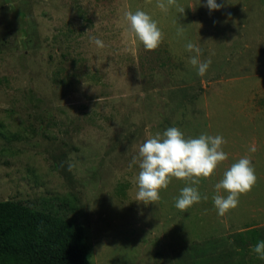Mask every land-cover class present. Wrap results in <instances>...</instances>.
Listing matches in <instances>:
<instances>
[{"label": "rangeland", "instance_id": "rangeland-1", "mask_svg": "<svg viewBox=\"0 0 264 264\" xmlns=\"http://www.w3.org/2000/svg\"><path fill=\"white\" fill-rule=\"evenodd\" d=\"M177 3L183 14L157 0H0V200L66 201L92 264H264L240 235L264 236V0ZM137 9L163 32L154 51L124 18ZM188 42L212 61L204 76ZM173 126L227 141L228 159L197 186L208 199L187 211L176 178L155 204L136 200L133 157ZM245 156L257 182L220 216L215 185Z\"/></svg>", "mask_w": 264, "mask_h": 264}, {"label": "clouds", "instance_id": "clouds-1", "mask_svg": "<svg viewBox=\"0 0 264 264\" xmlns=\"http://www.w3.org/2000/svg\"><path fill=\"white\" fill-rule=\"evenodd\" d=\"M156 6L168 12L175 6L180 14L185 7L180 6L177 0H157ZM206 6L211 10H219L223 4L217 0H207ZM124 18L129 24V30L149 51L156 50L163 41V32L157 22L145 11L137 9L135 12L126 11ZM184 29H177V35L183 36ZM91 41L98 47L105 45L97 37H91ZM186 51L194 53L189 58V63L197 68V74L204 76L210 67L211 59L201 61V49L194 43L185 45ZM227 141L221 136L201 134L198 137H186L178 127H169L163 133L157 132L150 136L139 147L138 156H134L132 163L139 165L137 176L138 192L136 200L145 204L160 200V190L167 189L172 178L186 182L175 200V207L180 211H187L202 199L207 200L198 190L201 178L211 177L218 165L228 159V154L223 151V145ZM255 152L253 145L249 149ZM131 167V164L129 165ZM257 182L254 166L247 156L233 163L223 174V178L216 183V195L213 197L214 206L218 215L224 216L239 204V197L252 190ZM227 193L221 195V191ZM257 256L264 260V241L258 242L252 249Z\"/></svg>", "mask_w": 264, "mask_h": 264}, {"label": "trees", "instance_id": "trees-1", "mask_svg": "<svg viewBox=\"0 0 264 264\" xmlns=\"http://www.w3.org/2000/svg\"><path fill=\"white\" fill-rule=\"evenodd\" d=\"M66 201L0 200V264H92L84 226L70 215ZM254 247L264 241L262 231L249 227Z\"/></svg>", "mask_w": 264, "mask_h": 264}]
</instances>
